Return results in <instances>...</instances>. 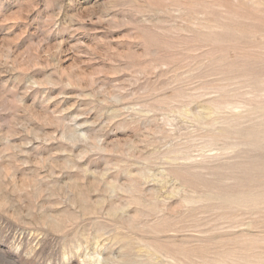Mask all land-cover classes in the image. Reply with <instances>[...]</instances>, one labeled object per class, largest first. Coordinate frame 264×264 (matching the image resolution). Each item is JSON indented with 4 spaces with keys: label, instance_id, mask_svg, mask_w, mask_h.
I'll list each match as a JSON object with an SVG mask.
<instances>
[{
    "label": "rangeland",
    "instance_id": "rangeland-1",
    "mask_svg": "<svg viewBox=\"0 0 264 264\" xmlns=\"http://www.w3.org/2000/svg\"><path fill=\"white\" fill-rule=\"evenodd\" d=\"M0 264H264V0H0Z\"/></svg>",
    "mask_w": 264,
    "mask_h": 264
}]
</instances>
